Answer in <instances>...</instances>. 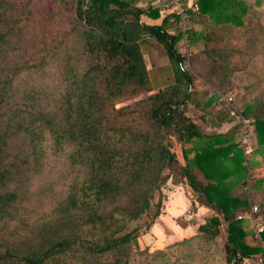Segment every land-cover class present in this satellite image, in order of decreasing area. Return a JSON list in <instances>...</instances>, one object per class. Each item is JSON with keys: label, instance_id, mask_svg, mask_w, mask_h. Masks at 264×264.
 <instances>
[{"label": "trees", "instance_id": "obj_1", "mask_svg": "<svg viewBox=\"0 0 264 264\" xmlns=\"http://www.w3.org/2000/svg\"><path fill=\"white\" fill-rule=\"evenodd\" d=\"M45 1L51 5L54 21L68 19L70 24L60 23L55 34L46 31L37 36V48L42 51L17 64L1 81L0 188L10 177L7 150L15 136L24 139L35 159L66 153L77 175L35 228L32 240L19 244L0 235V264H46L69 250L113 254L114 264L119 263L123 255H129L128 244L136 230L123 233L128 221L151 207L177 165L187 184L226 222L227 263L245 264L262 253L264 230L260 234L263 244L250 243L246 237L254 231L249 220L237 218L249 208L248 200L235 192L249 176L236 138L240 124L227 132L207 133L189 111L190 103L200 105L202 84L224 87L256 51L264 52L262 13L247 0H197L208 29L193 38L202 39L204 47L190 55L186 68L177 48L181 33L174 20L166 17L161 24L142 20L144 13L159 15L156 5L140 8L135 5L138 0ZM34 5L31 0H0V44L29 31L31 22L26 25L24 21ZM73 20L82 22L80 46L86 66L80 68L67 59L64 86L57 95L42 88L13 93L14 75L22 66L43 63L80 28L71 24ZM145 37L159 42L170 60L175 79L164 87L153 86L142 46ZM133 98L137 99L125 103ZM213 99L210 96L204 106ZM247 112L256 117L253 132L263 146L264 102L247 104ZM175 142L180 144L183 163L173 150ZM255 164L251 159V167ZM252 187L264 189V177L257 178ZM18 198L16 191L0 190V223L11 215ZM155 206L153 218L160 213V200ZM220 222L216 214L199 229L215 235Z\"/></svg>", "mask_w": 264, "mask_h": 264}, {"label": "rangeland", "instance_id": "obj_2", "mask_svg": "<svg viewBox=\"0 0 264 264\" xmlns=\"http://www.w3.org/2000/svg\"><path fill=\"white\" fill-rule=\"evenodd\" d=\"M29 1L19 0L23 3ZM31 1L36 6L34 5V10L31 9V14H26L28 20L23 17L26 25L29 24V21L31 22L29 31L20 37L11 38L10 42L0 44V86L1 81L13 72L17 64H21L28 56H36L42 51L37 48V36H42L46 31H52L55 34L61 26L60 23L68 22L70 24L68 19H65L64 22L52 19L51 5L48 1ZM252 2L257 8L261 6V1L258 4L254 0ZM260 10L255 9L256 12H262L264 20V10ZM45 17L47 20L44 21ZM74 23L80 28L74 29L63 44L46 56L43 63L22 66L20 71L14 75L10 83V90L13 93L16 91L25 93L30 89L42 88L48 90L51 96L57 95L64 86L63 72L67 59H71L80 68L86 66L87 59L80 46L82 22L73 20L71 24ZM185 44L182 43V47L186 52L188 46ZM144 48H149V44H145ZM147 59L151 65L152 59L150 57ZM186 64L190 67V62ZM151 74L155 81L158 77L154 71ZM230 82L220 89H216L208 83L201 85L199 94L202 96V100L200 104L203 105L210 96H213L214 99L211 105L204 109L202 107L196 109V107L192 113L195 119L199 120L200 126L203 125L206 128L210 123H221L230 120V117L234 119L235 124H240L239 118L233 115L232 111L243 114L247 104L255 106L257 103L264 102V52L261 49L256 51L249 64L238 69ZM203 90L205 93L202 92ZM220 93L233 96L232 102L230 104L219 103ZM137 98L127 100L125 103L133 102ZM120 105L121 103L117 104V106ZM246 114L255 116L251 112ZM237 133L236 138L240 145V128ZM10 145L6 159V166L11 169L10 177L7 178L0 190L16 191L19 198L10 210L11 215L0 223V235L10 241L25 244L26 241L32 240L35 228L65 196L70 182L77 175V167L70 161L66 153H50L42 159H35L21 136L12 138ZM173 150L183 163L180 144L175 142ZM198 175L201 177V174ZM257 178L259 177L255 175V181ZM235 192L242 194L249 203H258L264 215V189L255 191L252 185L250 189H246L244 185ZM194 193L195 191L190 188L182 175L180 165H177L169 181L162 187L161 194H156L151 207L141 216L128 221L123 233L136 230L132 241L128 244L129 255H123L117 264H228L225 247L227 241L226 222L221 220L218 233L215 235L211 232L201 231L199 226L202 222L206 223L208 219L218 213L207 209L204 206L206 202L204 197L198 196L196 193L197 196H195ZM195 198L199 204H196ZM157 200H160V213L153 218L152 214L156 210L155 202ZM184 226H187L186 229H183ZM246 240L250 243L263 244L262 239L259 240L254 232L249 234ZM114 262L113 254L95 256L83 254L77 250H69L55 255L46 264H114Z\"/></svg>", "mask_w": 264, "mask_h": 264}, {"label": "crops", "instance_id": "obj_3", "mask_svg": "<svg viewBox=\"0 0 264 264\" xmlns=\"http://www.w3.org/2000/svg\"><path fill=\"white\" fill-rule=\"evenodd\" d=\"M247 1L251 4V6L253 8L264 10V0L263 1L262 0H254L255 3L257 2V4H258V2L261 1V6L259 8L255 7L253 5V2H252L253 0H247ZM150 3L158 6L159 15L154 16L152 14L144 13L141 16L142 20L147 24H161L164 20V16H162V14L160 13V5H159L158 0H138L135 3V5L137 7H140V8H147ZM258 13H262V12H258ZM207 29H208V19L204 18L202 16V14L200 13L195 18V28L192 32L193 34H190V36L188 37V49L186 52L183 51L182 37L178 41L177 48H178L179 52L184 56V60H183L184 67L189 68L188 67L189 65H187L186 63L190 62V60H189L190 55H192L198 49H201L203 47V40L200 39L198 41H194L193 37H195L197 34L206 33ZM145 44H149V48H147V49L144 48ZM142 46H143L144 56H145V59L147 62L148 69L150 71V75L152 78L154 88L164 87V86L172 83L175 79L174 72H173L170 60L167 56V53H166V50L164 49V47L159 42H157L155 39L150 38V37L143 38ZM184 49H185V46H184ZM147 57H150V59H152L151 65H149ZM153 71L155 72L156 76L158 77L155 81L153 80V77L151 74ZM202 92L205 93L204 90ZM204 105L205 104H203V105L200 104L199 105L200 107L196 108V106L194 104L190 103L189 104V110L191 112L192 117L195 118V116L192 114L195 111V108L198 109V108L202 107L204 109V108H206ZM196 122H198L200 124L199 120H197V119H196ZM234 125H235L234 119L232 117H230V120H227V121H224L221 123H210L208 126H206V128L203 125L201 127L207 133H221V132H227ZM253 144H254L253 145L254 151H253L252 159L256 162V164L252 168V172L257 177H264V145L259 146V143L257 140V135H256L255 131L253 132ZM255 149H258V150L255 151ZM195 170H196V173L201 174V177L205 180V178L202 175V172L198 168H196ZM247 180H248V178H247ZM253 181H255V178ZM246 184H247V182H246ZM190 188L192 189L191 186H190ZM194 195L197 196L195 193H194ZM194 200H195L196 204H199V201L196 198ZM204 206L207 209H211L214 212L216 211L213 207L208 205L206 202H205ZM196 214H197V212H196ZM218 215H219V213H218ZM220 217L222 220V216H220ZM204 223L205 222H202V224H204ZM186 227L187 226H184L183 229H186Z\"/></svg>", "mask_w": 264, "mask_h": 264}, {"label": "built area", "instance_id": "obj_4", "mask_svg": "<svg viewBox=\"0 0 264 264\" xmlns=\"http://www.w3.org/2000/svg\"><path fill=\"white\" fill-rule=\"evenodd\" d=\"M160 13L164 18L169 17L174 20L175 28L181 33L183 43L188 46V37L195 28V18L200 14V8L197 0H158ZM233 96L227 93H220L218 101L221 104H230ZM239 118L240 122V146L242 147L246 160L245 164L249 168V176L246 189H250L255 175L252 172L250 160L253 157V127L256 117L249 114L231 112ZM237 218H246L249 220L256 237L261 240V232L264 230V215L258 203H249V208L237 214ZM245 264H264V251L255 258L247 259Z\"/></svg>", "mask_w": 264, "mask_h": 264}]
</instances>
